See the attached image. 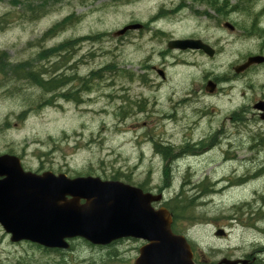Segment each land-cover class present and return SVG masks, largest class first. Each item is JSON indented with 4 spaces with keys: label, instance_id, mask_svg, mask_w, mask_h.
I'll list each match as a JSON object with an SVG mask.
<instances>
[{
    "label": "rangeland",
    "instance_id": "rangeland-1",
    "mask_svg": "<svg viewBox=\"0 0 264 264\" xmlns=\"http://www.w3.org/2000/svg\"><path fill=\"white\" fill-rule=\"evenodd\" d=\"M31 2L45 6L40 17L26 18V5ZM228 2L234 4V37L221 27L223 18L214 21L201 13L215 15L200 0H0V18L5 15L9 20L0 28V55L8 56L14 68L27 58L33 64L40 50L58 45L60 54L43 64H62L59 74L111 73L94 81L77 100L54 98L29 81L13 79L8 92L0 83V153L14 149L25 170L34 172L103 179L117 175V180L135 186L144 183L154 193L162 191L165 199L186 193L195 200L186 212L193 219L178 222L183 234L196 246L216 245L232 254L235 237H252L260 235L253 232L264 230V120H257L250 107L253 98L264 95V68L241 75L234 71V82L227 79L223 90L213 96L205 87L208 79L221 81L231 75L233 63L234 67L242 64L264 48V0ZM174 6H178L174 11L167 9ZM69 16V23L50 31ZM255 18L262 24L257 32L249 28ZM133 22L151 25L150 30L140 36L133 33L135 37L124 42L114 35ZM187 38H201L220 53L210 57L201 49L178 51L167 46L170 39ZM64 42H69L65 53ZM165 50L167 57L162 54ZM163 62L168 71L165 82L150 68L145 74L155 80L153 85L121 73L140 75L145 71L141 65ZM78 87L70 83L63 91ZM231 102L234 150L227 146L224 151L230 154L220 157L219 152H208L219 144L210 146V135L222 134L219 130L225 123L230 128ZM169 141L176 149L191 145L185 152L196 157L188 155L186 162L194 169H164L167 157L155 145ZM257 217L262 218L256 221ZM219 228L228 234L226 239L215 236ZM7 241L0 225L2 260L11 250ZM76 248L77 260L95 252L81 244Z\"/></svg>",
    "mask_w": 264,
    "mask_h": 264
},
{
    "label": "water",
    "instance_id": "water-1",
    "mask_svg": "<svg viewBox=\"0 0 264 264\" xmlns=\"http://www.w3.org/2000/svg\"><path fill=\"white\" fill-rule=\"evenodd\" d=\"M140 25H127L115 35ZM168 46L214 54L199 39H172ZM263 61V55H251L234 70L240 73ZM207 88L212 91L214 84L208 83ZM257 108L264 120V102ZM163 199L162 192H146L120 180L93 175L70 177L53 171L36 173L25 170L16 155H0V224L12 240L26 239L67 250L68 239L75 237L99 245L134 237L147 241L135 264H196L186 235L172 229L170 210L153 205ZM216 233L222 236L226 232L219 229Z\"/></svg>",
    "mask_w": 264,
    "mask_h": 264
},
{
    "label": "flooded vegetation",
    "instance_id": "flooded-vegetation-1",
    "mask_svg": "<svg viewBox=\"0 0 264 264\" xmlns=\"http://www.w3.org/2000/svg\"><path fill=\"white\" fill-rule=\"evenodd\" d=\"M196 1L198 2V0ZM200 3L212 9V12L215 15L212 16L211 13L206 10H202L201 13H203L206 17L214 21H219L220 18H223V20L220 22L221 27H223L226 30H229L233 34V37H234V29L237 27L236 25H234V4L232 3L229 4L228 0H200ZM177 7L178 6H174L171 9L170 8H167V9H169V11H174L177 9ZM26 14H27L26 18L28 17L27 19H29L30 13L28 10ZM134 23H139L141 25L137 29H127L124 33L117 35L122 42L134 36L132 35L133 33L140 36L146 30H150L151 25H147L142 22L129 23V24L124 25L122 28L126 27L127 25L134 24ZM6 24H9V20L7 16L4 15L0 18V28L5 26ZM257 27L262 28V24L258 23V19L255 18L252 21L251 27H249L250 31L257 32L258 31V29H256ZM115 32H114V35H115ZM192 39H199V38H192ZM199 40H202L203 43L209 45L211 49L213 50L214 54L209 55L203 49H201V51H203L210 57L218 56V54L220 53L218 49H215L212 45L209 44V42H206L205 40L201 38ZM168 43H167V46H168ZM169 49H172V48H169ZM59 50L60 48H58V54H60ZM167 50H165L164 53H162L163 57H167L169 53ZM177 50L180 51L184 49L177 48ZM196 50H199V49H196ZM53 55H56V54H53ZM251 55H263L264 56V48H261L259 51L253 52V54H250L249 56ZM58 57L61 58V55H58ZM248 57L246 58V60L248 59ZM49 58L47 59L42 58L40 57V54H38L32 60L33 64H31L30 62H26V61H29V58H27L23 63L24 64L23 65V75L25 74L26 77L24 78L22 77L23 79L21 80L29 81L33 85L39 86L44 91V93L47 92L49 94H53L54 98L59 97V98L77 100L78 94H81L82 91H90V87L94 83V81L98 82V80L104 77L107 78V75H111L110 72H109L110 74H108L107 72L105 73V71L100 72V71H95V70H92L88 74H85L83 76L78 75L77 72L72 73L70 75L59 74L58 72L61 71L62 64H61V67H59L60 66L59 63H54L51 66H48L47 64H43L44 60H46L47 63H51V61H49ZM141 67H143L145 71L143 72V74H140V75L135 74V73L133 74L130 72H121V73L131 78V80L139 76L140 83L145 84V85L147 84L153 85V84H156L155 80L153 81L150 80L152 77H149L148 75L145 74L148 72V68H150L151 71L155 72L156 74L160 76L161 82H165L168 80L167 66L164 62L159 65L149 63L148 65H144V66L141 65ZM259 68H264V61L261 63L252 64L247 69H245L244 71L240 73H237V72L235 73L241 75L246 72L252 71L254 69H259ZM39 69L41 71H39ZM42 69H46L47 71L42 70ZM31 71H33L32 74L38 73L37 77L44 79V80H50L53 77H55L57 79L56 84H55L56 86L55 90L46 91L42 86L39 85L40 83H36L35 81H33L30 78L29 72ZM234 71L235 70H234V63H233L231 66L230 76H225L221 81H220L221 78L208 79L207 85L205 87L207 94L213 96L216 93H220L223 90L222 83L224 81H227V79H230L231 82H234ZM15 74L16 72H15V68L13 67V61L11 59H8V56L6 55H0V83L1 85L5 87L6 92L10 91L8 89L10 85L13 83V79L18 80V78L15 77ZM63 76L64 78L69 76L70 80L67 81L66 79L64 81H61ZM210 82L214 84V88L212 91H210L207 88L208 83ZM70 83H72L73 86H77V83H78L79 87L67 89L64 92L63 89L67 87V85ZM75 95L77 96L72 97ZM257 96L258 97H255L252 99V103L250 107L252 108V112L254 113V115H256L257 120H259L261 118V111L260 109L257 108V105L261 102H264V95L261 93L260 95H257ZM155 101H158V100L155 99ZM138 111H139V114H142L144 112L143 105H140L138 107ZM231 114H232L231 117L228 116V119L231 120V122H229L231 124L230 128L226 129L227 123H225L226 126L223 125L221 129L219 130V132L222 134L220 135L213 134V136L209 134L212 139L209 145L211 146L216 143H219V144H216L210 147L208 149V152L209 151L211 152L214 151V153L219 152L221 153L219 155L220 157H225L223 154L224 152H226L227 154H230L229 151L228 152L224 151L227 148V146L231 145V150H234V147H233L234 145V105L231 109ZM157 145L158 143H156L155 145L156 150L159 149ZM190 146H191L190 144H184L181 148L180 146H178V149H176L177 146H175L172 141H169L167 144V147H168L167 153L158 150V152L161 153L163 157H167V163L164 166V169L173 171V172L175 171L180 172L182 170L191 171L192 169H194L190 161L186 162V160L189 159L188 155H193V154H186L185 152L188 150ZM208 152H205V153H208ZM188 153H191V152H188ZM4 154L18 156L17 154H15V150L12 148L7 149V151L0 153V155H4ZM193 156L196 157V155H193ZM18 157L21 159L20 156ZM229 157L234 158V153ZM184 165H187L185 169L183 167ZM41 171L44 172V170H41ZM41 171L39 172L37 171L36 173H42ZM257 218L255 219L256 221H257ZM260 218L262 217H259L258 219ZM216 232H215V236L218 237V239H226L228 236L227 233L222 236H217ZM253 233H257L260 235H256L252 237L250 236L246 237L242 235L241 237L240 236L235 237L234 243L231 247L233 248L232 254L222 252L221 250L217 249L216 245L206 246L203 244H198L196 246L195 242L192 241L189 238V236H186V237L192 246V250L194 254L193 260L196 264H264V230L253 232ZM242 234H247V233L242 232ZM5 236L8 239L7 244L10 246L11 250L9 252V255H7L6 258H4L3 260L0 257V262L2 264H115L114 262L116 259H119V261H121V264H135L136 260L140 256V249L147 243V241L143 239L134 238V237H124V238H121L119 240L112 242L109 245H99V244L90 243L89 241L81 237H75V238L68 239L70 248L67 250H64L60 248H49L44 245L38 244L36 242H32L30 240H26V239L17 240V241L12 240V235L6 231H5ZM78 244H81L85 246L86 248L89 247L90 249H95V252L93 253L90 252L88 254L89 256L85 260H82V259L77 260L76 259L77 258L76 246ZM131 244H133V247L127 250L128 246ZM214 248L215 250H213ZM131 252L132 254L134 253L133 257H131ZM215 252H218L217 256L212 255ZM65 254H69V256L64 258ZM224 260H230L234 263H228V262L225 263Z\"/></svg>",
    "mask_w": 264,
    "mask_h": 264
},
{
    "label": "trees",
    "instance_id": "trees-1",
    "mask_svg": "<svg viewBox=\"0 0 264 264\" xmlns=\"http://www.w3.org/2000/svg\"><path fill=\"white\" fill-rule=\"evenodd\" d=\"M43 7H45V6L35 5L34 2H31L30 4H27L26 5V8H27V10L30 13L31 18H34V17L35 18H38V17H40L41 16V9H43ZM70 17L71 16L66 17L64 20L56 23L50 29V31L51 32L56 31L58 28H61L65 24L69 23L70 20H71ZM68 45H69V42H64L62 44V47H63L62 49H63L64 53H65V51H68V49H69L67 47ZM58 48H59L58 45H56V46H54L53 48H51L49 50L42 49V50H40V52L38 54H40V57L47 59L50 56H52L53 54H57L58 53ZM64 58H65L64 59V62L67 61L66 56ZM23 65L24 64H18L16 66V68H15V71H16L15 77L18 78V80H21L24 77H26L25 74L23 75ZM42 70H46V69H42ZM39 71H41V70L39 69ZM32 72L33 71H31L29 73H30V78L33 81H35L36 83H40L39 85L42 86L46 91H49V90L54 91L55 90V87H56L55 84H56V81H57V79L55 77H53L50 80H44V79H41V78L37 77L38 73L32 74ZM66 79H67V81H69L70 80V77L67 76V77L64 78V76H63V78L61 79V81H64ZM76 96L77 95L72 96V97H76ZM78 99H79V96H78ZM157 147L159 148L158 150L167 153V150H168L167 145H162L160 142H158ZM172 174L173 173H171V174L169 173V175H167V176L171 179ZM112 178L113 179H118L119 177L117 175H115V176H112ZM139 185L145 191H149L150 190V188L146 184H144V183H142V184L140 183ZM159 192H162V191H159ZM194 200H195V198H192V196H190V195H188L186 193L185 194L178 193L175 197H173L171 199H165L163 201V205H165L170 210V212H171V214L173 216L174 222H173L172 228H173L174 232L183 233V231L181 230V228H179L180 226L178 225L179 224L178 222H180L182 220H185V219H190V220L193 219V215H188L186 212H187L188 209H190L193 206Z\"/></svg>",
    "mask_w": 264,
    "mask_h": 264
},
{
    "label": "bare ground",
    "instance_id": "bare-ground-1",
    "mask_svg": "<svg viewBox=\"0 0 264 264\" xmlns=\"http://www.w3.org/2000/svg\"><path fill=\"white\" fill-rule=\"evenodd\" d=\"M107 68H108V67H107ZM107 68H106V69H107ZM109 68H110V67H109ZM110 69H111V68H110ZM110 69H109V70H110ZM111 70H112V69H111ZM216 141H217V140H216ZM165 153H166V152H165ZM248 173H249V172H248ZM257 219H258V218H257ZM256 226H257V225H256Z\"/></svg>",
    "mask_w": 264,
    "mask_h": 264
}]
</instances>
